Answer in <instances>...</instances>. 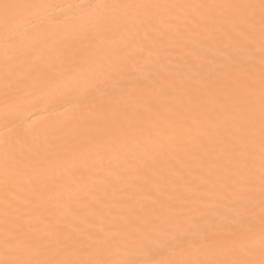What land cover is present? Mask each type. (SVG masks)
I'll return each instance as SVG.
<instances>
[{
  "label": "bare ground",
  "instance_id": "6f19581e",
  "mask_svg": "<svg viewBox=\"0 0 264 264\" xmlns=\"http://www.w3.org/2000/svg\"><path fill=\"white\" fill-rule=\"evenodd\" d=\"M259 5L0 0V261L260 264Z\"/></svg>",
  "mask_w": 264,
  "mask_h": 264
},
{
  "label": "snow or ice",
  "instance_id": "6c2138e0",
  "mask_svg": "<svg viewBox=\"0 0 264 264\" xmlns=\"http://www.w3.org/2000/svg\"><path fill=\"white\" fill-rule=\"evenodd\" d=\"M8 7V6H5ZM96 10L100 13H103L111 8L120 7V5L108 4V3H99L94 6ZM254 7V6H250ZM260 13H261V108H262V115H261V151L262 157H264V0H260ZM254 28V25L249 22V33L247 38V43H251V32ZM71 90L77 93V99H79V89L76 85L69 86ZM16 116L15 111H9L3 113V118L5 120L13 121ZM261 187H262V196H264V162H262V175H261ZM262 211H264V200H262ZM262 223H264V216H262ZM149 237H143L139 243L143 245H147L149 243ZM5 247L6 249L11 247V240H5ZM0 264H141V262L136 261L135 259H123V260H116V261H101V260H63V261H54V260H34V261H21V260H8V261H0ZM142 264H149L148 261L142 262ZM221 264H253L252 261L247 260H232L221 262ZM260 264H264V260H261Z\"/></svg>",
  "mask_w": 264,
  "mask_h": 264
}]
</instances>
